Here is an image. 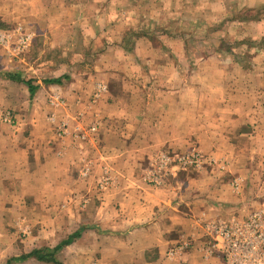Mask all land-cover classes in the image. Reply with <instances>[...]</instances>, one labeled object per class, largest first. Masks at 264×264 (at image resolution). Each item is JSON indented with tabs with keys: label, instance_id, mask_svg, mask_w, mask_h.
<instances>
[{
	"label": "crops",
	"instance_id": "1",
	"mask_svg": "<svg viewBox=\"0 0 264 264\" xmlns=\"http://www.w3.org/2000/svg\"><path fill=\"white\" fill-rule=\"evenodd\" d=\"M167 1L0 0L9 34L0 47V211L26 213L17 222L24 234H0V264H56L20 256L69 236L55 252L62 264H228L210 251L212 226L264 209V182L254 184L264 179V41L247 42L264 40V12L248 14L264 0H226L215 12L211 0H195L199 12L192 0H173L193 19L185 30L154 17ZM71 11L85 21L92 59L73 56L75 29L63 21ZM50 17L56 29H35ZM224 19L260 32L221 28L215 43L202 35L191 44L197 23ZM37 34L46 37L36 60ZM231 36L241 43L224 48ZM249 48L262 54L248 59ZM58 66L67 70H43ZM63 75L62 84L47 82ZM30 82L39 86L34 97ZM26 97L30 108L20 104ZM175 148L200 152L201 166L150 182L152 155ZM8 219L0 226L15 227Z\"/></svg>",
	"mask_w": 264,
	"mask_h": 264
},
{
	"label": "rangeland",
	"instance_id": "2",
	"mask_svg": "<svg viewBox=\"0 0 264 264\" xmlns=\"http://www.w3.org/2000/svg\"><path fill=\"white\" fill-rule=\"evenodd\" d=\"M258 1H260V0H257V2ZM250 2L253 4V3H255V0H250ZM167 4H163V5H165V6H167V11L165 12V13H160L159 14V12L157 13V14H155V16L154 17H160V18H163L167 23H170L171 22V24H172V28L173 27H175L176 29H180V30H185V28H187V26H188V24H189V22L191 21V20H193L192 18H191V20H190V18H183L182 16H180V14L178 13V10L181 8V6L183 5V4H181V2H176V1H173V0H171V3L170 2H166ZM227 1L225 0V1H223V0H211V4H210V6L212 7V10L215 12V11H217V10H223L224 8H226V6H227ZM169 4H171V10H169L168 8H169ZM230 6H232L231 4L232 3H228ZM163 5H161V7H163ZM190 8H192L193 10H196L197 12H199V10H200V8L199 7H201V3H199L198 1H195V0H192V2L190 3L189 1H188V4H187ZM209 5V4H208ZM202 7H204V4L202 5ZM140 9V11H142V12H140L141 14H144L145 15V9L144 8H142V7H140L139 8ZM167 12H169V13H167ZM174 12H176V13H174ZM228 12V11H227ZM247 11L245 10V8H244V13L243 14H245ZM264 12V2L263 3H260L257 7H256V11H250V12H248V14L250 15V17L253 19V20H255V19H257L259 16H261L262 15V13ZM229 14H232L231 12H229ZM53 15V14H52ZM245 19L248 17V15H244L243 16ZM146 19L147 20H149V19H153V17H146ZM43 20H46V22H45V24H41V25H39V24H35L34 25V27H35V29H40L41 30V28H43V27H45V28H47V29H56L55 27L57 26V24L56 23H59L57 20H55L54 18H52V17H50L49 19H43ZM145 21V23H148L149 21ZM209 20H212V19H209ZM63 21L64 22H67V23H69L70 22V24L71 25H69V24H65V26H67V27H69V26H73L74 27V29H75V33H76V49H73L74 50V52L73 53H75L73 56H74V58H76V57H78L79 55H80V57H81V55L83 54V56L84 55H86L87 57H90L91 59L93 58L92 57V54H91V52H93V51H91V52H89V51H87V50H90V49H88V47H85V45H84V41H85V39H84V36H85V34H86V31H85V27H84V24L85 23H83V22H85V21H81V20H79L78 19V17H75V14H74V11H71V13H69V15H68V17L67 18H65V19H63ZM227 21V19H224L222 22H224V26L222 27L221 25H219V23L221 22V21H219V22H216L215 20H213V22H208V21H206V20H202V22H201V24H199V23H197L198 25H197V27H199L198 28V30H197V32L196 33H198V36L197 37H191L192 38V45L195 47L196 45H198L197 44V42L198 41H200V40H198L200 37H202V35H205L206 36V39L207 40H210V39H212L213 40V42L215 43L216 42V37H217V39H218V35L216 34V32H217V30L218 29H221V28H225L226 29V32H227V30L229 29V31L233 34V36H235L237 33H240V34H242L243 35V31H246V32H250V33H252V34H256V33H259L260 31H259V29L261 28L260 26H256V24H251L252 25V27H250L249 25H245V23L244 24H242V25H240V23H238V24H236V23H231L230 22V24H229V22H226ZM221 22V23H222ZM0 23H1V25H7L5 22H3V21H0ZM220 23V24H221ZM209 24H211V25H209ZM9 25V24H8ZM154 25V24H153ZM153 25H152V27H153ZM217 27H216V26ZM228 25V27H226ZM151 27V28H152ZM195 27V25H193L192 26V28H194ZM196 27V28H197ZM250 27V28H249ZM65 28V27H64ZM153 30H156V27L155 28H153ZM210 38H209V37ZM233 36H231L230 37V39H228L227 38V40L226 41H224V48H225V46L226 47H228V48H231L232 47V42H233V39H234V42H236V43H241V40H240V38L241 37H234L233 38ZM260 36V35H259ZM46 36L45 35H38L37 34V36H36V38H35V40H34V42H33V44H32V47H31V50H30V52H29V54H31L30 56H32L33 57V59L34 58H36V60H37V57H39V54L41 53V51H40V46L42 45V43L44 42L43 40H44V38H45ZM201 39V38H200ZM206 39H203V40H205L206 41ZM245 39V38H244ZM243 39V40H244ZM158 41V40H157ZM263 39H262V37H258L257 39H254L253 37H247V42L250 44V45H253V46H255V45H258V44H262L263 43ZM202 42V41H201ZM218 43H219V41H218ZM69 48V47H68ZM93 49V48H92ZM240 53V52H239ZM29 54L27 53V55H26V59L28 60V59H30V57H29ZM252 54L253 55H255V56H259V54H262V52H260V50H256V48H249V53L246 55V57L248 58V59H250L251 57H252ZM52 54H49V56H51ZM64 55L67 57V56H69V57H71V53H70V51H68V49H67V51L65 50L64 51ZM27 56H28V58H27ZM263 56V55H262ZM261 56V58H263ZM196 56H194V58H195ZM34 61L35 60H33V61H31L32 63H33V68H32V70L34 71L35 70V67H36V61H35V63H34ZM84 69H91V68H84ZM0 70H1V66H0ZM43 70L46 72V71H51L50 72V74L52 75V76H54L55 75V71H58V72H62V71H66L67 70V67H64V68H60L59 66L57 67V68H55V69H53V68H49V69H46V67H44L43 68ZM68 70H70V69H68ZM37 72H39V67H37L36 68V73ZM34 74V73H33ZM46 74H49V73H47L46 72ZM43 97V96H42ZM14 101V100H13ZM22 106H27V107H31V104H33V102L31 103L30 102V100H29V98L28 97H26V98H24V100H23V102L22 103H20ZM14 119H15V117H14ZM16 120V119H15ZM171 150L172 149H170L169 150V152H171ZM163 151H165L166 152V150H162V149H159V150H157V152H155L153 155H152V157L151 158H155V156H157L158 154H160V152H163ZM174 154H178V155H183V154H186L187 153V151H186V149H183V148H175L174 149V152H173ZM176 167H174V166H171V168L173 169V171H171V174H179L181 171H183L182 169H179V168H181V166H183V165H175ZM184 167H186V166H184ZM184 170H186V169H184ZM193 171V170H192ZM184 172V171H183ZM188 172H186V174H187ZM181 174H184V173H181ZM247 181V182H246ZM251 179H249V180H245V181H243L242 183H244V185L248 188L249 186H252L251 185ZM262 182H264V179L263 178H258V179H256L255 180V183L254 184H257V186H258V183H262ZM240 184H237V186H239ZM243 185V186H244ZM247 188H245L243 191H246L247 190ZM238 190V189H237ZM4 201H3V199L1 198V196H0V203H3ZM5 203V202H4ZM37 211H34L33 213H36ZM237 212V217L239 218V219H246V218H248V216L250 215H247L246 217H245V213H244V211L243 212H241V211H236ZM235 212V213H236ZM16 214H17V218L15 219V218H12L13 217V215H12V213L11 212H8V211H6V210H3V211H0V220H2V219H6L7 221L9 220L8 218H11L12 220H14L15 222H16V226L15 227H8V225L6 226V227H3V226H0V234H4V233H7L8 231H10V232H12V233H15L17 236H20L21 234H24V231H25V228H24V226H22L20 223H17V222H20V220L21 219H24L25 218V214L23 213V212H16ZM28 215V214H27ZM242 215V216H241ZM29 218H32V217H30V216H28ZM28 219V218H27ZM234 219H236V220H239V219H237V218H234ZM33 224L34 223H32L31 225V227H33ZM36 229H38L37 228V226H35V227H33V230H36ZM0 246L1 247H5L6 246V243H1L0 242Z\"/></svg>",
	"mask_w": 264,
	"mask_h": 264
},
{
	"label": "built area",
	"instance_id": "3",
	"mask_svg": "<svg viewBox=\"0 0 264 264\" xmlns=\"http://www.w3.org/2000/svg\"><path fill=\"white\" fill-rule=\"evenodd\" d=\"M8 36L7 32L0 29V47L7 44ZM154 159L148 168L152 183L160 182L159 174L173 171L171 166L183 165L179 169L199 168L203 160L197 150L183 155L163 151ZM212 233L215 236L210 251L222 253L228 264H264V209L251 213L246 219H233L230 223L212 226Z\"/></svg>",
	"mask_w": 264,
	"mask_h": 264
},
{
	"label": "trees",
	"instance_id": "4",
	"mask_svg": "<svg viewBox=\"0 0 264 264\" xmlns=\"http://www.w3.org/2000/svg\"><path fill=\"white\" fill-rule=\"evenodd\" d=\"M8 76L10 77H15L12 73H8ZM69 77L67 75H63L60 77H56L50 80H47V82H52V83H58V84H62L63 81L68 80ZM30 87V92L32 97H34L37 89H38V85L33 84L30 82L29 84ZM73 236H69L66 240H64L61 244H59L58 246H56L55 248H50V247H43V248H35L34 250L31 251V253L29 254H23L22 256H20V258H26L28 256H35L39 259H43V260H47V261H53L56 264H62L61 262H59L56 257H55V252L62 247L63 245L69 244L72 241ZM18 257L15 258H11L12 259H17ZM11 260H9L6 264H10Z\"/></svg>",
	"mask_w": 264,
	"mask_h": 264
}]
</instances>
